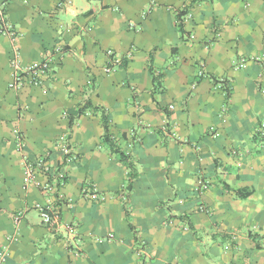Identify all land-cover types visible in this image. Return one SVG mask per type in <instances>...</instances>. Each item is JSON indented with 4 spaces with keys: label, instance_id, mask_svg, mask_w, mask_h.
<instances>
[{
    "label": "crops",
    "instance_id": "obj_1",
    "mask_svg": "<svg viewBox=\"0 0 264 264\" xmlns=\"http://www.w3.org/2000/svg\"><path fill=\"white\" fill-rule=\"evenodd\" d=\"M62 1L0 0L18 34L0 35L3 264H264V0ZM55 46L43 86L9 87L14 49L32 63ZM107 51L120 59L109 72ZM103 117L135 164L131 189ZM61 135L75 155L64 165ZM43 157L35 178L56 192L23 183ZM47 202L60 225L42 223Z\"/></svg>",
    "mask_w": 264,
    "mask_h": 264
},
{
    "label": "built area",
    "instance_id": "obj_2",
    "mask_svg": "<svg viewBox=\"0 0 264 264\" xmlns=\"http://www.w3.org/2000/svg\"><path fill=\"white\" fill-rule=\"evenodd\" d=\"M65 5H70L71 0H63L62 1ZM0 35L8 37L12 42H15L18 38L17 31L14 29V27L11 25V23L8 21L5 13L4 7L0 6ZM16 43V42H15ZM13 51L14 55L11 59L12 67H13V74H12V80L11 83H9V87L12 89H21L28 85H44V79L48 76L49 73H51V69L53 65L57 61V56H59L61 53L64 52L63 47L61 46H55L54 51L52 53H49L43 57V59L32 62V63H22L19 59V56H17L18 51L17 49H14ZM107 54L109 55V62L107 66H105L104 70L105 72H109L112 70L113 66H116L120 63V59L115 57L111 51H107ZM254 60L258 61L260 59L259 56H256L253 58ZM111 65V66H110ZM245 65V62L243 60H240L238 63V68H243ZM197 76L202 77L204 76L202 65L199 66L197 70ZM264 126V124L262 125ZM58 149L60 150L62 154L61 158V165H64L65 161H72L75 159L74 152L71 150V145L67 141L66 135H61L58 140ZM39 167H41L44 172L49 171V164L47 163V160L45 157L39 158L35 165L27 163L24 167V173H23V183L24 185H29L30 183H34L38 186L39 190L43 194H48L52 191L56 192V187H53L50 182H40L36 180L35 175L39 172ZM38 171V172H37ZM54 179L57 181V187H61L64 185L66 181V176L63 171H59L57 175H53ZM199 187L206 189L207 185L204 182H199ZM82 193L85 197H87L89 200H99L100 197L95 192V189L93 185H89L83 188ZM60 197V196H59ZM61 198V197H60ZM102 197L101 199H103ZM36 209L39 213V216L41 218V221L45 225H60L61 220L59 218V213L57 207H54L51 205V203L47 202L46 204L37 205ZM21 217V213L18 212L14 216V220L18 221ZM76 226L74 224H67L65 225V235L68 239L72 240L77 235L75 232ZM113 235L107 234L103 237H97L96 241L101 242H107L112 240ZM8 257V250L3 248L0 250V264H3Z\"/></svg>",
    "mask_w": 264,
    "mask_h": 264
},
{
    "label": "trees",
    "instance_id": "obj_3",
    "mask_svg": "<svg viewBox=\"0 0 264 264\" xmlns=\"http://www.w3.org/2000/svg\"><path fill=\"white\" fill-rule=\"evenodd\" d=\"M184 14H185V12H183V11H179L177 13V27H178L180 33H183L182 21H183V15ZM149 70H150L152 78H153L154 86L158 87V85H159L158 78L160 75L155 73V71L152 70L151 66H150ZM223 89H225V87ZM224 91H225V96L228 97L227 89H225ZM102 126H103L102 140L107 145L110 153L117 156L119 161L127 168L129 175H128V182L126 185L128 188L131 189L132 180L137 175L135 164H134L133 160L130 158L129 154L124 153L116 144L114 138L112 137V135L109 131V121L106 117L102 118ZM247 196H248V194L245 195L244 193L243 194L239 193V197H241V198H246Z\"/></svg>",
    "mask_w": 264,
    "mask_h": 264
}]
</instances>
